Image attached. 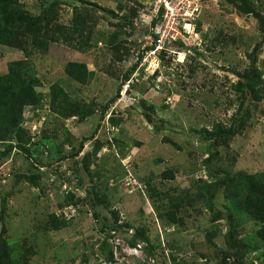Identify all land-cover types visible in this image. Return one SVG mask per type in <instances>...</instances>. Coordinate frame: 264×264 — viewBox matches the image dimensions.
<instances>
[{
	"label": "rangeland",
	"instance_id": "obj_1",
	"mask_svg": "<svg viewBox=\"0 0 264 264\" xmlns=\"http://www.w3.org/2000/svg\"><path fill=\"white\" fill-rule=\"evenodd\" d=\"M53 1L46 9L56 11L61 25L72 28L75 16H85V36L72 43L87 45L51 43L47 52L31 54L37 104L21 111L20 144L0 141V152L6 150L0 235L14 250L12 264H174L171 257L176 264L237 263L225 243L226 221L213 222L207 207L211 202L220 212L226 204L223 190L213 197L214 181L264 172V34L257 22L227 0H200L191 46L176 44L142 63L156 0ZM21 2L34 15L42 10L40 0ZM26 59L22 50L0 45V77ZM67 61L85 65V84L65 74ZM248 70L259 100L237 89ZM52 87L72 111L83 108L87 116L60 119L52 108L43 109ZM29 117L42 127L31 126L30 133ZM220 129L226 135H214ZM43 133L52 144L40 143ZM20 145L42 157L25 155ZM93 148L97 154L86 158ZM37 156L40 164L32 160ZM36 175L32 185L27 178ZM68 193L73 201L62 206ZM100 196L104 204L96 203ZM174 202L176 220L155 222ZM63 213L66 227L59 224ZM114 219L133 228L127 234L100 231ZM142 227L154 239L152 254L142 241L128 243ZM241 227L238 238L248 239L253 251L241 248L240 264H264V244L254 236L258 224Z\"/></svg>",
	"mask_w": 264,
	"mask_h": 264
},
{
	"label": "trees",
	"instance_id": "obj_2",
	"mask_svg": "<svg viewBox=\"0 0 264 264\" xmlns=\"http://www.w3.org/2000/svg\"><path fill=\"white\" fill-rule=\"evenodd\" d=\"M229 5L232 4L235 9H237L240 15L245 14L250 16L257 22V26L264 34V25L263 17L261 12L264 11V0H227ZM55 2L53 0H40V6L42 10L38 15L32 14L30 11L23 8L21 0H0V45H6L14 47L23 51V53L28 56V59L21 61L15 64L10 65V73L3 77H0V141L20 144V135L24 134L22 132L21 122V111L25 106L31 105L34 106L37 104V95L35 92V87L38 82V78L35 77L33 69L28 66L29 58L33 53H45L48 51L49 44L51 43H60L75 49H82L83 45L86 43L79 42L78 45L72 43L73 40L79 37L83 38L85 36L84 29H86V22H88L85 16L78 14L74 17V25L72 28L69 26L61 25L57 17L56 11H47V7H50ZM51 8V7H50ZM53 8V6H52ZM119 10H123L121 7ZM132 15H135V11L131 10L129 12ZM127 20L128 17L126 16ZM132 19H129V25ZM197 21V19H196ZM156 22L155 19L151 21V25H154ZM197 24V23H196ZM116 38V35L111 34L109 41H113ZM96 44V41L94 42ZM141 61L140 59L138 62ZM65 74L69 78L74 80L77 83L85 84L90 76L84 64L78 62H69L67 61L64 64ZM135 69V65L132 67L130 72ZM256 76V75H255ZM128 74L124 75V81L127 80ZM244 81H240L237 87L238 90H241L243 93L247 91L249 94L259 100L261 95L255 88V79L254 74L249 70L242 76ZM130 84V82H129ZM118 96V93L113 97L110 102H114ZM49 109L52 108L54 112L59 115L60 119H68L72 117H79L80 120L87 116L86 110L80 108L78 112L71 110V104L66 102L65 99L61 97L59 88H51L47 98L45 99ZM40 103V101H39ZM32 110V109H31ZM35 113H31V117ZM29 117V121L36 122L38 119L33 120ZM25 118V117H24ZM26 120V119H25ZM25 120L23 122H25ZM149 120V119H148ZM220 136V134L226 135L223 130H218L214 135ZM69 134L67 138L69 139ZM228 136H232L228 134ZM31 137V136H30ZM40 143H45L46 145L52 144V139L46 133L39 139ZM51 141V142H50ZM35 145V144H34ZM83 145V144H82ZM101 147V146H100ZM99 147V148H100ZM11 147H9L10 149ZM23 150L25 155L31 157L34 154L39 153L40 158L42 157L41 152L39 151H29L25 149L22 145L19 147ZM99 148H93L91 153H86V158L89 156L97 154ZM80 150V148L78 149ZM77 150V153L73 157L77 156L80 151ZM57 154L61 151L57 150ZM6 150L0 152V160L5 156ZM213 156L209 157V160ZM34 162L40 164V160L37 157H33ZM39 175L34 177H29L27 180L35 185V179ZM214 187L213 197L215 198L216 194L223 190L225 196L224 206L221 207L220 212L215 211L212 208L211 202H209L208 209L210 210L211 220L218 221L224 219L226 221V234L224 235L226 245L234 250V257L237 259V263L232 261L230 264H240L244 251H253V248L250 250V242L248 239L238 238L239 232L241 231L242 223H256L258 228L254 231V236L256 241L264 244V172H258L255 174H240L236 177L223 176V179H218L209 185ZM202 195V194H201ZM97 196V194H96ZM203 196V195H202ZM73 195L68 193V196L65 198L64 205H69L73 201ZM176 202V200H175ZM169 204V209L167 211L160 210L156 214V218L159 220L162 225H168L170 222L175 221L172 212L178 208L177 203ZM96 203L104 204L105 199L103 196L96 198ZM156 208H163L165 206H155ZM167 208V206H166ZM173 208V209H170ZM114 215V214H113ZM63 217V216H62ZM118 220V219H117ZM114 219V222L108 226L103 223L100 227V231L108 230L112 232L113 230H120L126 234L131 230L133 226L128 223H120ZM61 227H66V222L64 218L59 222ZM55 230L59 227L54 225ZM147 228L142 227L139 229H134L130 240L128 243L130 246H134L136 241H142L145 243V252L152 254V240L147 232ZM115 231H113L114 233ZM214 236V233L210 234ZM103 246H101L102 249ZM104 248H106L104 246ZM244 251H240V249ZM10 246L9 241L6 238H3L0 235V264H12L14 262V254ZM229 250V249H228ZM28 251L22 252L23 256H26ZM112 253L109 251L106 260H112ZM172 258V262L176 264V260ZM207 264V263H205Z\"/></svg>",
	"mask_w": 264,
	"mask_h": 264
},
{
	"label": "built area",
	"instance_id": "obj_3",
	"mask_svg": "<svg viewBox=\"0 0 264 264\" xmlns=\"http://www.w3.org/2000/svg\"><path fill=\"white\" fill-rule=\"evenodd\" d=\"M200 10V0H156L152 11L156 22L149 29L143 61L155 58L176 44L191 46L193 33L190 30Z\"/></svg>",
	"mask_w": 264,
	"mask_h": 264
},
{
	"label": "clouds",
	"instance_id": "obj_4",
	"mask_svg": "<svg viewBox=\"0 0 264 264\" xmlns=\"http://www.w3.org/2000/svg\"><path fill=\"white\" fill-rule=\"evenodd\" d=\"M195 21H196V19H195ZM195 21H194V23H195ZM193 23V24H194ZM185 47V46H184ZM190 47V46H189ZM149 59H152V58H149ZM147 61V60H146ZM146 61H143V59L140 61V62H146ZM129 81V80H128ZM41 106L43 107V109H45V108H47L48 110H49V106L47 105V103H46V101L44 100L43 101V103L41 104ZM27 110H31V109H29V108H27ZM39 110V109H38ZM38 110H36L38 113H39V111ZM32 113H36V112H32ZM39 122V120H37L36 122H27V124H29L30 125V127H29V132L31 133V126H32V129L34 130V131H37V127L39 126V128L40 127H42V125H41V123H38ZM23 123H25V122H23ZM26 124V123H25ZM31 135V134H30ZM36 135H31V139H32V137H35ZM65 191V190H64ZM63 218L65 219V217H64V213H63ZM66 221H69V218L68 219H65ZM113 233V232H112Z\"/></svg>",
	"mask_w": 264,
	"mask_h": 264
}]
</instances>
